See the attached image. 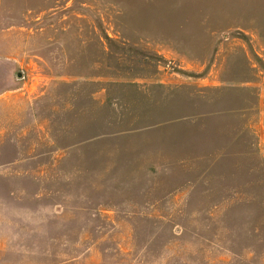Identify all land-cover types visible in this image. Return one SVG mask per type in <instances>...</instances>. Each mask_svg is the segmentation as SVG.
Segmentation results:
<instances>
[{
    "label": "rangeland",
    "instance_id": "obj_1",
    "mask_svg": "<svg viewBox=\"0 0 264 264\" xmlns=\"http://www.w3.org/2000/svg\"><path fill=\"white\" fill-rule=\"evenodd\" d=\"M0 207V264H264V0H0Z\"/></svg>",
    "mask_w": 264,
    "mask_h": 264
},
{
    "label": "crops",
    "instance_id": "obj_2",
    "mask_svg": "<svg viewBox=\"0 0 264 264\" xmlns=\"http://www.w3.org/2000/svg\"><path fill=\"white\" fill-rule=\"evenodd\" d=\"M0 211H2L3 212V214H1V217H0V228L1 229H4L5 231H8L9 230V226H10V223H15L16 222V220H17V218H15V216H16V213L15 214H13V217H10L9 215H8V211L6 210V209H4V208H2V207H0ZM15 228H16V226H15ZM29 230L32 232V230H31V227H29ZM5 236V238L4 239H0V241H2V242H0V248L2 249L4 246L6 247V246H8L9 245V237H8V235H4ZM0 238H3V236H1ZM4 242V243H3ZM9 251V248H6L4 251H2V252H4V253H6V252H8ZM0 254H1V252H0Z\"/></svg>",
    "mask_w": 264,
    "mask_h": 264
},
{
    "label": "built area",
    "instance_id": "obj_3",
    "mask_svg": "<svg viewBox=\"0 0 264 264\" xmlns=\"http://www.w3.org/2000/svg\"><path fill=\"white\" fill-rule=\"evenodd\" d=\"M18 75H19V76L17 77L18 80L21 81V80H24V79H25V74H24L23 71H21Z\"/></svg>",
    "mask_w": 264,
    "mask_h": 264
}]
</instances>
